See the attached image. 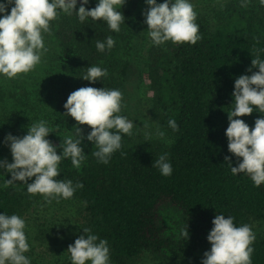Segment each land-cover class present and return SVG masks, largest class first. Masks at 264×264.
Wrapping results in <instances>:
<instances>
[{"label":"trees","instance_id":"1","mask_svg":"<svg viewBox=\"0 0 264 264\" xmlns=\"http://www.w3.org/2000/svg\"><path fill=\"white\" fill-rule=\"evenodd\" d=\"M141 4L147 6L144 0ZM95 6L96 0H90L86 7ZM141 9L138 1L126 0L119 33L103 21L89 18L81 23L75 12L61 13L50 23V32L43 34L47 52L41 63L57 68L52 69L43 97L46 104H54V114L62 122L77 123L63 107L70 93L89 86L120 90L133 73V64L121 56L128 32L143 21ZM196 23L201 39L195 45L169 41L151 44L146 53L152 116L170 142L133 129L132 136H122V148L105 165L92 154L98 149L86 138L90 127L81 125L85 159L79 168L70 158L59 165L58 179L83 184L71 199L49 201L29 194L20 182L0 187V214H16L26 222L30 251L25 255L31 264H71L67 249L84 235L83 228L107 240L110 264H134L145 252L170 264H201L211 249L207 235L216 214L232 216L236 226L247 224L251 229L264 220V184L256 187L243 173L234 176L225 161L229 156L232 166L238 163L228 152L227 112L234 107L235 79L259 71H247L252 59L264 60V7L259 0H248L247 6L241 0H217L208 11L197 13ZM108 36L115 46L101 53L96 42ZM90 66L107 69L108 76L94 84L83 80ZM260 116L254 111L241 119L251 129ZM170 119L176 120L178 131L168 126ZM6 135L0 129V159L11 163ZM71 136L75 138L74 132ZM64 138L47 137L57 154ZM164 153L173 167L168 177L153 166ZM2 175L11 179L10 173ZM255 237L252 264H264V234Z\"/></svg>","mask_w":264,"mask_h":264},{"label":"clouds","instance_id":"2","mask_svg":"<svg viewBox=\"0 0 264 264\" xmlns=\"http://www.w3.org/2000/svg\"><path fill=\"white\" fill-rule=\"evenodd\" d=\"M90 0H5L0 2V76L14 79L19 74L31 72L41 63L47 52L44 33L50 32V23L58 20L61 13L72 15L75 12L81 23L89 18L103 21L112 32L119 33L125 17L121 8L126 0H96L94 8H87ZM147 5L142 13L147 33L153 46L166 42L190 43L195 45L200 39L197 13L190 0H144ZM247 6L248 0H241ZM264 7V0H259ZM11 6L10 14L8 8ZM112 36L104 41H97L96 48L103 53L115 46ZM251 75H240L234 81V107L228 114V127L225 136L228 152L237 158V166H232L231 157L226 156L232 174H246L256 187L264 184V60L257 56L251 61ZM108 76V71L99 66L87 67L81 76L85 81L96 83ZM123 93L119 89L81 87L69 94L64 108L66 116L72 117L73 136L63 139L57 154L55 146L47 137L51 133L60 135V125L51 127L46 120H38L28 127L23 137L7 134L4 140L9 147L12 162L0 159V173H10L11 179H5L3 188L20 182L26 186L29 194H41L46 200L71 199L82 183L73 185L71 180L58 179L61 174L59 165L65 158L79 168L85 159L81 134V125H87L91 131L87 140L92 142L97 151L92 153L100 163L107 165L116 151L122 148V136H132L134 123L122 114ZM233 104V103H232ZM255 106V107H254ZM256 111L261 116L251 127L241 117L250 116ZM173 131H178L175 119L168 121ZM156 136L165 139L166 133L157 129ZM170 142V141H166ZM242 158V160L240 159ZM164 177L171 176L173 167L164 153L153 165ZM35 178L33 182L29 180ZM213 227L207 235L211 249L204 253L201 264H252L255 233L247 224L236 226L234 217L216 214ZM80 235L68 246L67 252L71 264H110V249L107 240L92 234L83 228ZM189 238L187 230L183 233ZM86 237V238H85ZM30 251L26 236V222L19 215L0 214V264H31L25 253Z\"/></svg>","mask_w":264,"mask_h":264},{"label":"rangeland","instance_id":"3","mask_svg":"<svg viewBox=\"0 0 264 264\" xmlns=\"http://www.w3.org/2000/svg\"><path fill=\"white\" fill-rule=\"evenodd\" d=\"M135 1H138L142 7L140 11L142 14L147 6H142V0ZM216 1L190 0L196 13L208 11ZM162 2L163 0H157V3ZM143 21L138 27L128 32L129 36L124 41L125 46L122 48L121 59L129 60L133 64V73L130 74L127 80L122 82L120 89L123 93L122 112L133 121L135 131L160 139L156 136V131L157 129L164 130L155 122L152 116L149 80L146 72V53L152 42L146 31L147 25ZM53 67L55 65L48 69L47 65L40 63L31 72L19 74L14 79L0 76V129L6 134L11 133L14 136L23 137L27 134L28 127L32 123L43 119L48 121L53 128L60 125V135L55 132L51 135L55 137L72 135L73 132L69 131L73 130L74 124L62 122L54 114V104H46L43 97L45 84L53 76ZM164 132L166 133V131ZM169 139L170 136L166 133L165 139L162 141H168ZM3 177L6 178L5 175L0 177V186L4 184L5 179ZM77 205L81 207L80 203ZM252 231L255 235L264 234V220L254 223ZM209 245L211 247V244ZM134 264H170V262L165 258L162 259L152 253L145 252L138 257Z\"/></svg>","mask_w":264,"mask_h":264}]
</instances>
